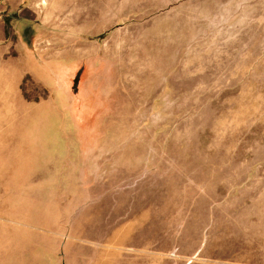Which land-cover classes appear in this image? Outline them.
<instances>
[{"label": "rangeland", "instance_id": "1", "mask_svg": "<svg viewBox=\"0 0 264 264\" xmlns=\"http://www.w3.org/2000/svg\"><path fill=\"white\" fill-rule=\"evenodd\" d=\"M0 264H264V0H0Z\"/></svg>", "mask_w": 264, "mask_h": 264}]
</instances>
